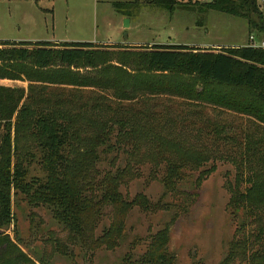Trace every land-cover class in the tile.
I'll return each mask as SVG.
<instances>
[{"label": "rangeland", "instance_id": "374dc122", "mask_svg": "<svg viewBox=\"0 0 264 264\" xmlns=\"http://www.w3.org/2000/svg\"><path fill=\"white\" fill-rule=\"evenodd\" d=\"M148 1L0 0V42L91 43L107 51L125 46L141 52L152 45H189L217 53L250 46L251 36L264 38L246 19L197 4L213 0H180L182 6L173 12ZM0 67L8 70L0 76V148L9 135L7 155L30 160L40 141L24 110L31 120L39 111L53 112L55 124L78 136L72 143L76 149L85 140L95 142L97 133L106 137L99 160L82 181L90 199L81 214L82 231L59 223L32 195L12 191L15 226L0 236L9 240L0 238V264H158L151 252L163 239L170 264L258 263V253H264V210L255 208L238 232L228 208L237 174L249 172L242 165L248 141L249 147L256 140L264 145L263 125L172 94L147 92L125 100L113 90L43 82L44 71H35L31 58L26 64L1 60ZM78 67L74 71L83 77H95L94 69ZM185 83L202 90L195 79ZM237 95L249 96L245 90L234 91ZM200 154L208 161L199 166L187 162L185 181L166 194L167 167ZM29 172V182L46 178L39 164ZM106 175L118 178L117 191L127 206L96 205ZM166 227L169 237H158ZM253 254L258 257L252 259Z\"/></svg>", "mask_w": 264, "mask_h": 264}, {"label": "trees", "instance_id": "16d2710c", "mask_svg": "<svg viewBox=\"0 0 264 264\" xmlns=\"http://www.w3.org/2000/svg\"><path fill=\"white\" fill-rule=\"evenodd\" d=\"M261 1L213 0L206 4L198 1L197 4L202 9L246 19L252 30L264 32ZM148 2L168 12L182 6L180 0ZM114 49L102 50L91 43L1 41L0 61L14 58L26 64L31 58L35 71L39 74L44 71L43 82L113 90L117 97L125 100H133L140 93L147 92L172 94L250 116L264 126L263 48L245 46L217 53L202 52L185 45H152L142 52L127 50L125 46ZM81 65L94 69L95 77L85 78L79 71H74ZM7 74L8 70L0 67V76ZM191 79L197 80L202 90L186 85L185 82ZM204 83L217 87L216 91L207 89ZM242 90L247 91L249 96L245 99L234 96V91ZM23 112L30 119L27 123L31 124L40 141L36 150L29 153L30 160L25 161L19 160L15 153L7 155L6 147L11 146L9 135L5 148H0V236L4 235L6 228L15 226L12 191L32 195L37 204L47 206L59 223L81 232V214L90 207V199L84 196L87 189L82 181L99 160V148L105 146L106 137L97 133L95 142L85 140L82 149H76L72 143L73 139L76 142L79 140L78 136L73 135L67 126L55 124L53 112L39 111L33 120L27 110ZM246 153L244 160V156L241 157L242 165L250 173L245 175L239 168L241 171L236 176L228 208L232 219L238 223V232L245 227L247 217L254 216L255 208L264 210L263 141L256 140L250 147L248 141ZM205 161L208 157L200 154L170 164L163 179L166 194H171L185 181L183 171L187 162L199 166ZM33 164L41 166L46 174L45 180L33 179L29 182V169ZM246 177L249 187L243 190L242 183ZM103 180L104 192L100 197H94L96 205L127 206L129 203L117 191L118 178L106 175ZM148 205L149 202H146V208ZM160 233L158 237H169L170 229L166 227ZM0 238L9 242L8 237ZM156 242L158 244L155 249L153 246L154 252L151 253L157 255L158 264H170L171 256L165 249V239ZM258 254L262 257L256 264H264V253ZM257 257V254L252 255V259Z\"/></svg>", "mask_w": 264, "mask_h": 264}, {"label": "built area", "instance_id": "2783aa9c", "mask_svg": "<svg viewBox=\"0 0 264 264\" xmlns=\"http://www.w3.org/2000/svg\"><path fill=\"white\" fill-rule=\"evenodd\" d=\"M255 37L254 36H251L250 37V42H251V45L250 47H254V48H264V41L261 42V43H256L255 42Z\"/></svg>", "mask_w": 264, "mask_h": 264}, {"label": "crops", "instance_id": "0c3cea01", "mask_svg": "<svg viewBox=\"0 0 264 264\" xmlns=\"http://www.w3.org/2000/svg\"><path fill=\"white\" fill-rule=\"evenodd\" d=\"M261 9H262V11H263V6H264V0L263 1H261ZM263 14H264V12H263ZM256 37V36H255ZM256 39V42H258V43H261V41L262 40H264V38H261V39H259L258 37H256L255 38ZM248 42H249V38H248ZM263 42V41H262ZM185 46H189V45H185ZM245 46H248V44L247 45H245ZM191 47V46H190Z\"/></svg>", "mask_w": 264, "mask_h": 264}, {"label": "water", "instance_id": "95a60500", "mask_svg": "<svg viewBox=\"0 0 264 264\" xmlns=\"http://www.w3.org/2000/svg\"><path fill=\"white\" fill-rule=\"evenodd\" d=\"M205 3V2H204ZM125 28H129L130 27V21L129 20H126L125 21V25H124ZM125 38L127 39L128 38V35H125Z\"/></svg>", "mask_w": 264, "mask_h": 264}]
</instances>
